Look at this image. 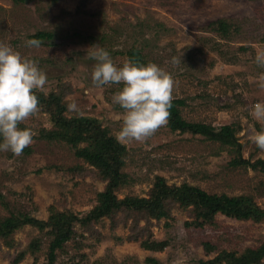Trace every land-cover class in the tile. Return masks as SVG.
Instances as JSON below:
<instances>
[{"label":"rangeland","instance_id":"obj_1","mask_svg":"<svg viewBox=\"0 0 264 264\" xmlns=\"http://www.w3.org/2000/svg\"><path fill=\"white\" fill-rule=\"evenodd\" d=\"M219 19L226 32L215 25ZM42 31L51 36L39 48L27 47ZM0 41L37 61L47 75L37 91L44 95L39 111L20 125L33 131V143L20 156L0 151V222L13 215L82 217L98 204L108 178L76 155L73 139L47 136L61 130L49 109L58 117L80 116L68 112L65 97L71 96L82 116L97 119L116 139L123 109L112 97L122 85L94 86L91 55L102 48L122 66L133 46L171 74L173 98L185 100L186 120L216 132L230 125L235 139L173 130L167 123L143 142H120L117 198H149L162 176L171 186L250 196L264 209V169L232 163L239 157L264 161V152L248 140L252 129L264 128L250 115L252 105L264 103L258 80L264 68L255 62L264 49V0H0ZM166 211L170 217L158 219L123 208L87 226L75 223V236L55 264H218L210 261L222 251L242 253L264 243V217L218 214L215 224L196 227L193 205L170 200ZM50 232L23 225L0 237V264L46 263Z\"/></svg>","mask_w":264,"mask_h":264},{"label":"trees","instance_id":"obj_2","mask_svg":"<svg viewBox=\"0 0 264 264\" xmlns=\"http://www.w3.org/2000/svg\"><path fill=\"white\" fill-rule=\"evenodd\" d=\"M215 25L224 32L228 28L227 23L223 19L217 20ZM50 36V32L42 31L35 35L34 39L43 41V39H48ZM128 57L144 64L148 63L142 49L137 46H133L128 51ZM36 95L40 105V99L44 98V95L39 93ZM184 105V99L173 98L170 109L171 115L168 121L171 129L190 131L209 137L226 139L227 141L235 139L234 129L230 125H225L220 131L216 132L211 126L203 122L186 120L182 116L181 111ZM49 110L55 125L61 130L50 131L47 136L49 138L73 139L70 142L75 145L76 155L99 167L108 178V185L104 191L98 194V204L85 216L77 217L74 214L68 216L62 213H53L47 220H41L30 215H13L11 218L0 222V237L4 238L10 237L15 230L23 225L35 226L40 230L51 227V239H49L47 247V261L44 264H55L57 262L60 253L66 250L67 243L73 240L75 236V223L87 226L105 216H111L114 212L123 208L146 212L149 216L160 219L170 217V213L166 211L167 201L180 202L184 206L193 205L196 210V219L191 224L196 227L215 224L218 214L245 221H258L264 217V209L256 205L250 196L209 193L199 186L188 183H183L181 186H171L162 176L157 177L149 198L130 196L119 200L115 190L123 179L120 171V167L123 164V160H121L123 145L114 137L108 136L97 119L87 116L67 119L64 116L58 117L59 115L54 110ZM79 142H86L87 145L78 147ZM232 163L235 166L246 165L254 169H264L263 160L252 162L239 157L234 159ZM8 243L10 244L11 242L8 241ZM32 245L37 247L34 243ZM206 245L209 246L208 243ZM18 258L21 259L20 256ZM262 258H264V243L256 248H248L242 253L222 251L210 263L253 264L259 263Z\"/></svg>","mask_w":264,"mask_h":264},{"label":"clouds","instance_id":"obj_3","mask_svg":"<svg viewBox=\"0 0 264 264\" xmlns=\"http://www.w3.org/2000/svg\"><path fill=\"white\" fill-rule=\"evenodd\" d=\"M25 43L29 48H39L43 41L30 39ZM91 59L96 61L92 69L94 86L122 85L112 97V102L123 109L121 128L114 134L119 142H143L167 125L174 91L169 72L154 62L144 64L133 59H125L122 66H117L102 48L92 53ZM255 62L264 68V49L257 50ZM258 80L264 88V73ZM46 83L47 75L37 61L0 41V151L20 156L33 143V131L21 129L20 125L39 111L36 92L43 91ZM65 101L68 112L83 115L71 96H66ZM250 115L264 122V103L252 105ZM248 140L264 152V128L252 129Z\"/></svg>","mask_w":264,"mask_h":264}]
</instances>
